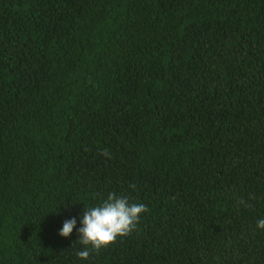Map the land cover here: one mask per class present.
I'll return each mask as SVG.
<instances>
[{"label":"trees","instance_id":"16d2710c","mask_svg":"<svg viewBox=\"0 0 264 264\" xmlns=\"http://www.w3.org/2000/svg\"><path fill=\"white\" fill-rule=\"evenodd\" d=\"M109 192L147 211L81 260ZM260 218L264 0H0V264H264Z\"/></svg>","mask_w":264,"mask_h":264},{"label":"clouds","instance_id":"9594fccd","mask_svg":"<svg viewBox=\"0 0 264 264\" xmlns=\"http://www.w3.org/2000/svg\"><path fill=\"white\" fill-rule=\"evenodd\" d=\"M71 204L64 205L66 209ZM147 211L144 203H131L127 196L109 192L100 202L82 207V214L70 216L62 221L58 230L61 237H69L75 233L84 246L76 255L87 260L91 251L107 247L118 236H126L133 231ZM258 229H264V218L256 222Z\"/></svg>","mask_w":264,"mask_h":264}]
</instances>
